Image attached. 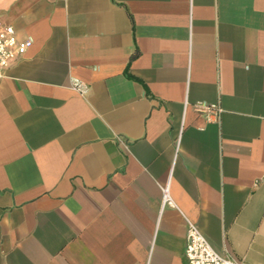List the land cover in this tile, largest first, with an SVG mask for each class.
Segmentation results:
<instances>
[{"label": "crops", "instance_id": "1", "mask_svg": "<svg viewBox=\"0 0 264 264\" xmlns=\"http://www.w3.org/2000/svg\"><path fill=\"white\" fill-rule=\"evenodd\" d=\"M0 23L32 39L0 78V264H185L189 222L264 264V0H0Z\"/></svg>", "mask_w": 264, "mask_h": 264}, {"label": "built area", "instance_id": "2", "mask_svg": "<svg viewBox=\"0 0 264 264\" xmlns=\"http://www.w3.org/2000/svg\"><path fill=\"white\" fill-rule=\"evenodd\" d=\"M31 44L30 37L19 38L12 25L0 23V78L10 63L23 55ZM194 108L203 113L208 121H215L221 112V108L214 103H201ZM165 202H170L167 187L163 189L162 195V204ZM183 257L185 264H248L243 259L216 250L194 222L188 223Z\"/></svg>", "mask_w": 264, "mask_h": 264}]
</instances>
